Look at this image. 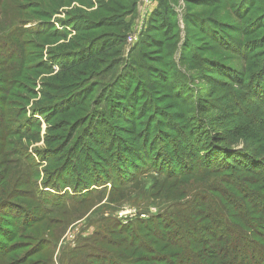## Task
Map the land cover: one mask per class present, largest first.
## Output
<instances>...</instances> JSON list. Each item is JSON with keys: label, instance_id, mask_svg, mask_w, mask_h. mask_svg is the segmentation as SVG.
<instances>
[{"label": "rangeland", "instance_id": "rangeland-1", "mask_svg": "<svg viewBox=\"0 0 264 264\" xmlns=\"http://www.w3.org/2000/svg\"><path fill=\"white\" fill-rule=\"evenodd\" d=\"M100 20L117 24L89 40L120 42L103 72H63L79 29ZM7 46L21 62L5 61ZM0 68V264H99L105 251L138 264L148 253L118 247L138 229L174 259L155 238L176 237L180 211L208 216L217 177L201 159L245 145L264 154V0H0ZM114 101L126 118L109 115ZM238 177L243 188L255 178ZM198 214L190 226L211 241ZM117 224L133 227L118 236Z\"/></svg>", "mask_w": 264, "mask_h": 264}, {"label": "trees", "instance_id": "trees-1", "mask_svg": "<svg viewBox=\"0 0 264 264\" xmlns=\"http://www.w3.org/2000/svg\"><path fill=\"white\" fill-rule=\"evenodd\" d=\"M160 11L161 9L156 10L154 15ZM98 23L100 24L96 25L97 28L85 23L79 29V32H83L85 36L80 37L78 43L84 44L75 47V51L73 52H67L66 55L69 58L71 57V60L66 62L69 63L67 67L62 66L64 67L62 69L63 72L73 75L77 73L79 76L76 77H84L83 79L95 77L100 72H103L104 60L102 58L106 57L107 52L117 47L120 42L115 43L113 39L104 40V45H100L98 48L97 41L89 40L90 34L99 29V27H113L117 22L105 23L104 20H100ZM151 27H155V25L151 24ZM86 35H89V37ZM9 49L8 53L10 57L5 61L14 63L17 60V62H21V55L12 46ZM0 71L1 77L7 73L5 69L2 70L0 68ZM126 99L128 101L129 97ZM126 99L125 102L127 103ZM115 103L119 104L120 109L111 106L109 115L113 114V117L119 118L123 116V118H126L124 113L132 111L122 101ZM5 106L4 98L0 97V115L2 114L1 107ZM2 121V116H0V123ZM101 126L99 125L98 128ZM246 140V134H242L237 139V142L247 143ZM226 148L227 146H225ZM255 151L259 153V156H256V152L250 151V146L245 145L244 151L237 158L232 156L233 154L228 152L222 153V151L218 150L214 155L201 159V165L203 166V168L201 167V174L206 172L208 175L217 177L213 179L212 186L208 190L211 194L207 199L208 205L206 206L208 216L204 217L202 212L199 213V210H195L197 214L199 213L197 217L205 218L214 224L215 232L207 234L211 235V241L203 239L206 235L205 228L190 226L194 225L192 220L197 215L191 210L189 216H187L185 211H180L171 216L178 224L177 234L174 239H166L162 234L156 235L155 246H158L161 242L165 243V246H169L174 250L172 255L174 259L163 255L157 256L154 246L141 240L140 235L144 234L141 233V229L132 232L128 244L127 240L124 239L118 244V247L124 249L125 252L133 250L135 255H138L140 251L148 253V255L142 257H135L134 261L138 264H264V244H261L257 240V238H261L264 242V234L262 233L264 231V154H261L258 149ZM0 157L4 159L2 161V163H5L4 165L8 164L5 155L0 153ZM168 168L170 169V167ZM173 170L174 168L171 171ZM182 172V177L193 178L196 176L195 171L190 172L184 169ZM0 173L4 176L7 171ZM243 173L254 175L255 178L250 183L251 187L243 188L238 183V175H242ZM169 177L175 178V175L170 173ZM3 181L4 178L0 181V184ZM82 185L80 184V186ZM83 189L74 188V192L79 195V193H83ZM229 189L233 190L235 194L230 192L231 190ZM6 202L4 201V205L7 204ZM12 205L14 206V204ZM26 222L27 219L23 222L24 226L27 224ZM22 227L18 229L21 230ZM132 227L129 225L127 229V226L117 224L115 230H112V232L118 236L119 233L128 234ZM166 229L169 230L168 228ZM144 232L149 236H154L152 233L155 231L147 227L144 229ZM108 245H111V243ZM122 257V254L120 256L118 254L108 255L107 251H105L103 258L96 257V259L99 260V264H120L122 263L120 261ZM25 263L23 262L22 264Z\"/></svg>", "mask_w": 264, "mask_h": 264}, {"label": "built area", "instance_id": "built-area-1", "mask_svg": "<svg viewBox=\"0 0 264 264\" xmlns=\"http://www.w3.org/2000/svg\"><path fill=\"white\" fill-rule=\"evenodd\" d=\"M145 1L150 4L153 0H145ZM133 41H134V39L129 37L128 42L132 43Z\"/></svg>", "mask_w": 264, "mask_h": 264}]
</instances>
